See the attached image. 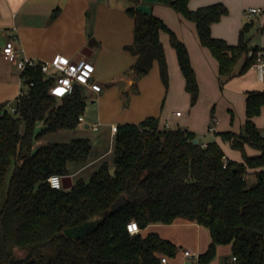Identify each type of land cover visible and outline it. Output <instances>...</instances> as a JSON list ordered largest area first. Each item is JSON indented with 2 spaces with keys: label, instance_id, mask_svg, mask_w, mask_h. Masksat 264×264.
I'll return each instance as SVG.
<instances>
[{
  "label": "trees",
  "instance_id": "obj_1",
  "mask_svg": "<svg viewBox=\"0 0 264 264\" xmlns=\"http://www.w3.org/2000/svg\"><path fill=\"white\" fill-rule=\"evenodd\" d=\"M188 1L170 4L195 23L200 44L218 62L222 87L256 59L259 46L250 45L246 37L252 22L244 23L237 43L230 44L211 34L212 23L228 12L226 5L215 2L190 9ZM128 12L134 29L125 49L136 56L133 71L144 75L157 60L167 84L159 36L166 31L194 104L199 87L186 45L161 17L135 7ZM21 77V94L11 103L0 102V264H159L161 256H174L177 246L155 231L131 234L126 225L133 219L143 229L177 217L210 230L212 241L198 262L210 261L218 244L230 243L233 264H264V131L253 120L264 108V89L247 91L240 132H217L241 152L243 161L226 158L216 140L203 145L196 132L160 128L158 118L148 116L117 125L112 172L104 161L87 180L56 189L47 178L68 175L69 161L86 160L90 139L33 144L46 133L80 123L84 91L75 84L64 96L51 94L53 77L42 72L39 63L27 64ZM245 144L260 153L248 155ZM247 167H261L255 171L256 182H248Z\"/></svg>",
  "mask_w": 264,
  "mask_h": 264
},
{
  "label": "crops",
  "instance_id": "obj_2",
  "mask_svg": "<svg viewBox=\"0 0 264 264\" xmlns=\"http://www.w3.org/2000/svg\"><path fill=\"white\" fill-rule=\"evenodd\" d=\"M170 2L0 0V102L11 103L22 92L21 70L17 66L19 59L40 61L59 54L68 60L85 57L95 66L92 79L100 83L102 89L97 92L82 86L86 99L81 114L83 120L69 134L70 137H87L91 142L86 160L67 163L72 183L79 178L84 179L83 173L98 169L104 161L112 172L114 164L110 157L114 154L115 132L111 126L138 123L148 116L157 117L160 128L192 130L202 143L216 140L226 158L243 161L240 151L232 149L230 143L223 141L217 132L242 130L246 119V93L253 89H264V70L252 65L246 72L227 80L220 89L217 60L208 48L200 44L195 23L175 11ZM215 2L225 4L228 9L211 25V34L215 37L235 44L244 23L252 22L253 27L257 18L255 26L258 31L264 25V0H189L188 7L196 9ZM130 7L161 17L186 45L199 87L194 104H191L190 93L185 89L176 51L166 31H160L159 36L168 66L167 84L160 76L157 60L144 75H137L133 71L136 56L125 49L133 41L134 20L128 12ZM250 7L259 8L260 11L249 16L247 11ZM260 32L253 44L264 51V31ZM9 39L14 40L16 59L1 52ZM240 61H243V57ZM212 108L219 117L215 113L210 117ZM231 114L234 116L232 120ZM253 120L257 128L264 131V108ZM211 124H214L213 131L208 129ZM40 126L41 122L37 124L38 128ZM48 143L52 142L39 137L35 139L33 147ZM245 150L248 155L260 153V150L248 144H245ZM260 169L247 167V180L256 182L255 171ZM139 231L142 235L155 231L177 246L175 255L168 256L169 264L234 263L230 243L218 244L210 261L198 262V255L208 248L212 237L210 230L196 221L177 217L171 223H150ZM184 249L194 255L184 256Z\"/></svg>",
  "mask_w": 264,
  "mask_h": 264
},
{
  "label": "built area",
  "instance_id": "obj_3",
  "mask_svg": "<svg viewBox=\"0 0 264 264\" xmlns=\"http://www.w3.org/2000/svg\"><path fill=\"white\" fill-rule=\"evenodd\" d=\"M260 9L256 7H250L248 9V15L255 14L259 12ZM16 47L14 45V40L9 39L6 41L3 46L1 52L9 58L16 59ZM39 63L41 71L46 73L47 75H51L53 77V82L50 86V93L61 97L68 93H70L75 84H80L84 88H90L94 91L99 92L102 89V86L97 81L93 80V72H94V64L85 57L76 59V60H68L62 57L59 54L54 55L51 59L48 60H40L36 61L31 58H22L17 60L18 68L23 71L27 64H35ZM260 66L262 70H264V51L258 49L256 51V59L251 64V66ZM10 110L13 112L14 107L10 106ZM80 121L83 120L82 115L79 116ZM96 128V125L92 126ZM117 125H112L111 129L115 132ZM210 131L214 130V124H211L208 128ZM205 145V143H203ZM62 175L60 174H52L47 178L50 187L60 189L62 188ZM127 230L133 234L140 230L138 223L135 220H130L127 225ZM184 256H193L194 254L188 250H183ZM236 257L232 256V260L235 261ZM159 264H169L168 256L163 255L160 258ZM186 264V263H181Z\"/></svg>",
  "mask_w": 264,
  "mask_h": 264
},
{
  "label": "rangeland",
  "instance_id": "obj_4",
  "mask_svg": "<svg viewBox=\"0 0 264 264\" xmlns=\"http://www.w3.org/2000/svg\"><path fill=\"white\" fill-rule=\"evenodd\" d=\"M255 21V23H254V26L252 27L251 26V28L246 32V37L247 38H249V43H250V45H254L253 43L258 39V37H259V34L261 33L260 31H258V29H257V27L255 26V24L257 23V18L254 20ZM241 63H242V61H240L239 63H238V66L236 67L237 69L240 67V65H241ZM225 84V83H224ZM220 85V84H219ZM223 87H224V85L221 87L220 86V89H223ZM59 99V98H58ZM89 104V103H88ZM220 106V105H219ZM214 113H215V116L216 117H219L217 114H218V112H214V109L212 108L211 110H210V117H212V116H214ZM223 114H224V112H222ZM234 118V116H233V114H231V116H230V120H232ZM82 127V126H81ZM243 127V126H242ZM73 129L74 128H66V129H64L63 131H60V132H49V133H46V134H44L43 136H41V137H43V138H45L47 141H49V142H66V141H70L72 138H76V137H70L69 136V134L71 133V132H74L73 131ZM39 130V128L38 127H36V131H38ZM72 130V131H71ZM223 131H225V130H223ZM220 132V131H219ZM202 136V135H201ZM79 137H83V136H79ZM207 137H209L210 138V136H207ZM212 138H213V136H211ZM223 141H226V140H223ZM232 148V147H231ZM232 149H234V148H232ZM237 150V149H236ZM241 153V152H240ZM113 156H114V154H112V156L110 157L112 160H113ZM92 171H94V170H91V169H89L88 171H86L85 173H83L82 174V177L85 179V180H87L88 178H89V176H90V174L92 173ZM252 181H254V180H249L248 179V182L251 184L252 183Z\"/></svg>",
  "mask_w": 264,
  "mask_h": 264
},
{
  "label": "water",
  "instance_id": "obj_5",
  "mask_svg": "<svg viewBox=\"0 0 264 264\" xmlns=\"http://www.w3.org/2000/svg\"><path fill=\"white\" fill-rule=\"evenodd\" d=\"M194 142H198V139L195 138ZM72 184L71 176L70 175H64L62 177V186L63 188H68Z\"/></svg>",
  "mask_w": 264,
  "mask_h": 264
}]
</instances>
